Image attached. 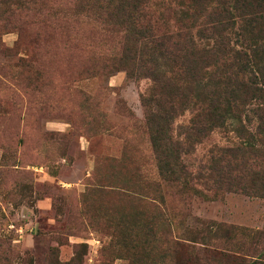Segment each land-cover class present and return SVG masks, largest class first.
Listing matches in <instances>:
<instances>
[{
  "label": "rangeland",
  "instance_id": "rangeland-1",
  "mask_svg": "<svg viewBox=\"0 0 264 264\" xmlns=\"http://www.w3.org/2000/svg\"><path fill=\"white\" fill-rule=\"evenodd\" d=\"M93 7L0 0V264H237L254 252L247 239L217 249L206 231L264 229V199L163 178L140 102L152 82L108 72L120 35ZM190 117L174 120V136ZM234 127L183 155L188 169L209 172L219 148L232 160Z\"/></svg>",
  "mask_w": 264,
  "mask_h": 264
},
{
  "label": "trees",
  "instance_id": "trees-1",
  "mask_svg": "<svg viewBox=\"0 0 264 264\" xmlns=\"http://www.w3.org/2000/svg\"><path fill=\"white\" fill-rule=\"evenodd\" d=\"M157 1L91 0L102 29L120 35L121 52L108 72L124 67L129 77L152 82L140 102L160 174L185 191L203 184L214 195L222 189L264 199V0ZM186 110L189 122L174 136V120ZM230 124L243 140L230 150L233 159H226L229 148H219L209 172L189 170L183 155ZM206 232L203 243L217 249L247 239L257 255L236 263L264 264V229L214 223Z\"/></svg>",
  "mask_w": 264,
  "mask_h": 264
}]
</instances>
